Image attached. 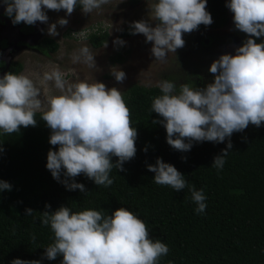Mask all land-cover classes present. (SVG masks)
Returning <instances> with one entry per match:
<instances>
[{"label": "clouds", "instance_id": "9594fccd", "mask_svg": "<svg viewBox=\"0 0 264 264\" xmlns=\"http://www.w3.org/2000/svg\"><path fill=\"white\" fill-rule=\"evenodd\" d=\"M108 3L109 0H2L0 6L13 25L33 26L37 22L48 24L46 10H64L71 16L79 5L84 14H89ZM207 4L208 0H155L148 4L155 26L146 20L135 21L130 24L131 34H143L146 42L152 43V56L164 62L169 53L185 46V33L214 22ZM226 7L233 13L235 29L248 37L243 45L236 48L235 55L223 54L212 62L209 71L214 75L213 83L204 88L182 83L177 91L175 83L160 81L157 87L162 94L154 97L151 104V111L162 118L152 123L164 126L167 143L177 151H190L193 142L228 140L227 148L212 164L218 172L233 146V133L243 132L250 124L257 128L264 124V42L257 43L264 37V0H227ZM68 23V19L59 18L48 26L47 34L58 36L57 24L64 27ZM87 35L85 29L72 33L81 41ZM125 43L120 38L113 41L116 46ZM70 59L73 64L97 69L95 54L86 45L74 50ZM110 73L117 82L126 79L119 66H112ZM72 75L74 79H69L59 67H52L37 80L24 73L0 76V133H19L22 126H37L35 115L41 112V119L51 129L49 143L58 146V150L47 154L46 167L53 178L69 191H87L83 183L75 180L81 174L107 188L114 183L110 178L113 168L126 171L124 163L135 158L138 132L132 127L131 111L118 88H108L96 80L89 82L75 72ZM49 83L58 95L50 93ZM113 157L118 158L115 163ZM147 168L155 173V184L176 192L188 189L196 214L205 212L207 196L203 188L197 190L194 184L189 185L174 165L157 158ZM62 172L66 177L63 181ZM5 190L11 191L12 185L0 180V192ZM45 207L50 209L51 205ZM26 213L31 216L33 210L26 209ZM41 221L54 233L44 256L48 260L62 256L61 264H160L161 257L169 253L165 242L150 238L147 223L125 207L106 215L101 210L73 212L61 206L43 212ZM11 264L41 261L16 258Z\"/></svg>", "mask_w": 264, "mask_h": 264}, {"label": "trees", "instance_id": "16d2710c", "mask_svg": "<svg viewBox=\"0 0 264 264\" xmlns=\"http://www.w3.org/2000/svg\"><path fill=\"white\" fill-rule=\"evenodd\" d=\"M226 3L227 0H208L207 10L214 22L200 25L198 30L226 25ZM79 9L78 5L75 11ZM21 24L24 32L32 30ZM130 33L128 28L122 34ZM106 37L103 31L91 33L87 39L98 48ZM261 42L264 37L257 39V43ZM41 43L44 53L58 49L57 41L51 37H44ZM0 66L5 73L22 70L18 61L7 65L0 62ZM161 94L156 85L141 84H131L123 92L132 127L138 132L137 152L134 159L124 163L126 171L113 168L110 178L114 183L107 188L81 174L75 180L83 183L87 191H69L53 178L46 167L47 154L58 150V146L49 143L51 129L41 119V112L35 115L37 126H22L19 133H0L4 149L0 152V180L12 185L11 191L0 192V264H11L16 258L61 264L62 256L55 260L44 256L54 233L41 221L43 212L61 206L73 212L96 209L106 215L128 208L147 223L150 238L168 245L169 253L161 257L160 264H264V124L259 128L250 124L243 132L233 133V146L218 172L212 164L227 148L228 140L193 142L188 152L173 149L167 143L164 126L152 123L162 119L151 111L153 98ZM182 157H187L186 161ZM157 158L174 165L189 185L194 184L197 190L203 188L207 196L204 213L196 214L188 189L176 192L153 182L155 173L148 171L147 165L155 164ZM117 159L113 157V163ZM65 178L62 172L61 181ZM47 204L50 209L45 207ZM29 208L33 210L31 216L26 213Z\"/></svg>", "mask_w": 264, "mask_h": 264}, {"label": "rangeland", "instance_id": "374dc122", "mask_svg": "<svg viewBox=\"0 0 264 264\" xmlns=\"http://www.w3.org/2000/svg\"><path fill=\"white\" fill-rule=\"evenodd\" d=\"M154 2L155 0H109L108 4L92 13L84 14L79 9L71 16L63 10H46L48 24L37 22L31 33H24L19 25H13L11 19L4 15V7L0 6V60L19 61L22 64L19 73L27 74L34 80L44 71L59 67L69 79H74L72 73L75 72L81 79L103 82L108 88H118L122 94L131 84L157 86L163 80L175 83L179 91L182 83L196 88H204L208 83H213L214 75L209 71L212 62L223 54L235 55L236 48L242 46L248 38L235 29L233 13L228 9L229 19L226 25L217 29L185 33L183 48L177 49L176 53H169L164 62L156 61L151 54L152 43L146 42L143 34H122L135 21L146 20L155 26L157 22L150 19L148 6ZM59 18H66L69 23L64 27L57 24L59 35L49 36L48 26ZM83 29L87 32V37L95 31H106L105 42L108 46L105 48L103 44L94 48L88 39L81 41L72 36L73 32ZM44 37L57 41L58 49L55 52H43L41 40ZM117 38L126 43L123 46L114 45L113 41ZM84 45L95 54L97 69L71 62V53ZM112 66H119L126 73L123 83L117 82L111 75ZM2 75L3 71H0V76ZM49 89L51 94H59L51 83Z\"/></svg>", "mask_w": 264, "mask_h": 264}, {"label": "flooded vegetation", "instance_id": "af4514ba", "mask_svg": "<svg viewBox=\"0 0 264 264\" xmlns=\"http://www.w3.org/2000/svg\"><path fill=\"white\" fill-rule=\"evenodd\" d=\"M19 27H20V30H21L22 32H24V31L21 29L22 24H19ZM31 27H32V30H31V31L24 32V33H31V32H33V31H34V25L31 26ZM11 61H17V60H11ZM0 62H3L4 65H7L10 61H9V62H5V61L0 60ZM18 62H19V61H18ZM0 71H1V72L3 71V75L5 74V68H3L2 66H0Z\"/></svg>", "mask_w": 264, "mask_h": 264}, {"label": "built area", "instance_id": "2783aa9c", "mask_svg": "<svg viewBox=\"0 0 264 264\" xmlns=\"http://www.w3.org/2000/svg\"><path fill=\"white\" fill-rule=\"evenodd\" d=\"M95 32H98V31H95ZM94 33V32H93Z\"/></svg>", "mask_w": 264, "mask_h": 264}]
</instances>
